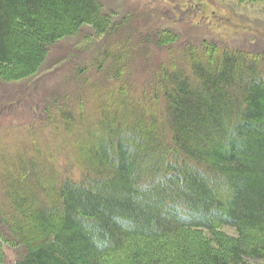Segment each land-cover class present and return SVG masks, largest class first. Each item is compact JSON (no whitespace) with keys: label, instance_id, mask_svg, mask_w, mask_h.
<instances>
[{"label":"trees","instance_id":"obj_1","mask_svg":"<svg viewBox=\"0 0 264 264\" xmlns=\"http://www.w3.org/2000/svg\"><path fill=\"white\" fill-rule=\"evenodd\" d=\"M111 21L100 0H0V81L37 75L57 42L84 27L107 35ZM224 63L193 81L162 72V132L155 118L101 112L80 180H4L0 264L6 245L24 251L14 264L264 262V78L237 82Z\"/></svg>","mask_w":264,"mask_h":264},{"label":"rangeland","instance_id":"obj_2","mask_svg":"<svg viewBox=\"0 0 264 264\" xmlns=\"http://www.w3.org/2000/svg\"><path fill=\"white\" fill-rule=\"evenodd\" d=\"M100 2L112 16L111 33L84 27L50 48L37 75L0 81V212L6 216L4 180L27 181L31 188L35 177L46 185L50 178L54 185L82 178L80 152L97 144L107 120L101 112L108 108L121 123L155 118L164 130L159 84L165 70L176 69L193 81L197 66L217 70L227 62L237 82L264 78V1ZM17 161L25 170L14 172ZM224 231L238 236L233 228ZM5 252L6 264H14L24 251L6 245Z\"/></svg>","mask_w":264,"mask_h":264}]
</instances>
